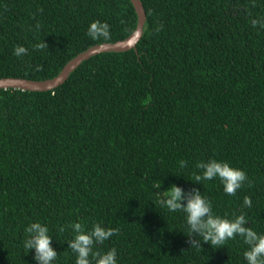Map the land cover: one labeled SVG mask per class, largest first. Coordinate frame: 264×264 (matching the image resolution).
Masks as SVG:
<instances>
[{
	"label": "trees",
	"instance_id": "16d2710c",
	"mask_svg": "<svg viewBox=\"0 0 264 264\" xmlns=\"http://www.w3.org/2000/svg\"><path fill=\"white\" fill-rule=\"evenodd\" d=\"M141 2L137 51L93 56L52 91L0 89V264H38L23 246L32 222L49 229L52 264H75V222L119 229L97 246L115 248L117 264H247L239 236L190 248L185 214L156 193L173 184L264 234V28L251 24L264 0ZM96 20L108 40L88 35ZM137 23L130 0H0V78L53 79ZM43 40L48 49L37 51ZM16 45L27 55L15 56ZM210 159L243 170L251 186L228 195L218 178L196 183V164Z\"/></svg>",
	"mask_w": 264,
	"mask_h": 264
},
{
	"label": "clouds",
	"instance_id": "9594fccd",
	"mask_svg": "<svg viewBox=\"0 0 264 264\" xmlns=\"http://www.w3.org/2000/svg\"><path fill=\"white\" fill-rule=\"evenodd\" d=\"M253 27L259 25L264 28V18L252 19ZM37 30L40 25L37 23ZM162 30V25L155 29ZM88 35L100 41L110 38L109 25L99 20L93 21L88 29ZM37 51L48 49V44L38 42L33 46ZM27 49L21 45L14 47V55L17 57L27 55ZM43 66H37V71ZM181 168L187 167V161H179ZM196 168L199 174L194 175V181L201 184L202 181H210L218 178L224 186V192L228 195H235L248 180L246 173L238 168L231 167L228 162L210 159L199 161ZM162 185H153L154 189H161ZM161 196L159 203L170 212L182 211L186 216L188 225V243L190 248L201 249L203 243L210 244L213 248H221L226 241L241 237L248 246L244 252L247 264H264V234H258L251 227H246L247 220L244 214L234 215L232 219L221 217L213 213L211 202L202 195V192L193 188L188 192L173 184L167 191L156 192ZM243 203L251 207L252 200L245 196ZM74 232V238L68 242L72 252L76 255L75 264H117V250L111 248L107 252H101L97 246L103 245L114 235L119 233L117 228H105L100 223H94L90 230L75 222L67 225ZM65 226H60L59 231L64 232ZM27 234L23 246L31 251L35 250L34 259L38 264H52L57 258V251L52 247V238L49 236V229L40 222H32L25 229Z\"/></svg>",
	"mask_w": 264,
	"mask_h": 264
},
{
	"label": "water",
	"instance_id": "95a60500",
	"mask_svg": "<svg viewBox=\"0 0 264 264\" xmlns=\"http://www.w3.org/2000/svg\"><path fill=\"white\" fill-rule=\"evenodd\" d=\"M133 4L138 23L135 31L126 39L115 43H103L95 45L88 50L80 53L77 57L69 61L61 73L53 79L44 81H33L22 78H0V89H18L30 92L52 91L64 84L69 76L86 60L101 53H123L130 50L137 51V44L143 37L144 26L147 16L141 0H130Z\"/></svg>",
	"mask_w": 264,
	"mask_h": 264
}]
</instances>
